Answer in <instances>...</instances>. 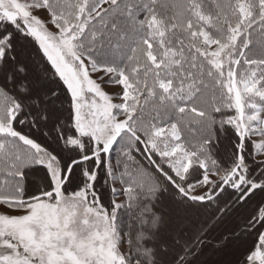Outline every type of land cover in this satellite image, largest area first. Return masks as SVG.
<instances>
[{
    "label": "snow or ice",
    "instance_id": "6c2138e0",
    "mask_svg": "<svg viewBox=\"0 0 264 264\" xmlns=\"http://www.w3.org/2000/svg\"><path fill=\"white\" fill-rule=\"evenodd\" d=\"M0 264H264V0H0Z\"/></svg>",
    "mask_w": 264,
    "mask_h": 264
}]
</instances>
